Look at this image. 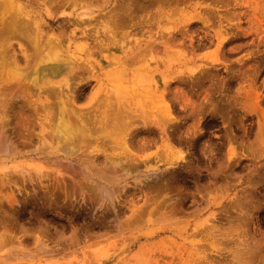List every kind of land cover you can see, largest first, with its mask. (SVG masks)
<instances>
[{
    "label": "rangeland",
    "instance_id": "rangeland-1",
    "mask_svg": "<svg viewBox=\"0 0 264 264\" xmlns=\"http://www.w3.org/2000/svg\"><path fill=\"white\" fill-rule=\"evenodd\" d=\"M255 8L264 17V0H0L8 57L43 81L31 100L11 98L15 109L56 101L51 84L66 79L87 106L100 82L113 88L117 57L146 48L117 75L136 92L125 143L64 155L33 111L30 141L15 136L14 154L0 156V264H264V23L255 31ZM12 21L42 31L35 47L11 33ZM54 53L64 68L49 83ZM93 155L101 167L111 158L123 166L114 183L91 177L99 191L78 166Z\"/></svg>",
    "mask_w": 264,
    "mask_h": 264
},
{
    "label": "bare ground",
    "instance_id": "bare-ground-1",
    "mask_svg": "<svg viewBox=\"0 0 264 264\" xmlns=\"http://www.w3.org/2000/svg\"><path fill=\"white\" fill-rule=\"evenodd\" d=\"M256 9L257 8H255L254 13L257 16L253 15V17L250 18V21H254L253 24L255 25V31L258 32L262 28L261 24L264 23V17H260L259 13L256 12ZM262 13H264V11ZM8 28L10 29L11 33L23 37L24 39L29 41L34 47L37 44L42 33V31L39 29H36L34 33L28 32L23 29L21 25H17L16 21H12ZM217 35H219L218 39L221 38L222 44L227 36H223V33L220 32L217 33ZM36 36L39 38H37ZM249 36L251 37V35ZM253 38L255 39V37ZM5 42L6 40L3 39L2 35H0V78L2 79L0 83H3V81L6 79L4 84L0 86L1 157H4V159L11 158V156L14 154V152L20 145H18V143L30 141V137L32 135L31 130L33 128L32 126H30V120L33 111L34 113H37V115L39 114L42 118L40 121V125L42 126L41 133L43 135L45 133L51 135L50 139L56 140L58 143L56 148L59 149L57 151L63 152L64 155H71L79 149L84 151V148H86V153H94V149H88L89 144L90 147H92L93 142L96 144L108 140L114 143L126 142L125 136L127 127H129L130 122L134 119L136 113L135 110L131 109L128 103H130L131 99L134 97L136 92H129V87H125L130 85V79H126V83L123 84L124 87L119 88L120 82L118 80L120 77H118L117 75L126 71V66L128 64L131 65L139 59H143L145 57L144 55L146 48L139 49V53L131 54L129 58H127L126 56L117 57L114 61L116 63H113L114 65H116V69H113L112 71H110V73L107 74V77L109 76V78L111 76H113V78L117 77L116 81H114L112 84L114 85L113 88L106 89L104 87L105 84H103V82H100V86L95 91L91 92L90 95H88L89 104L87 106L77 105V100H80V97L82 96L81 94H78L74 90H72V88L69 86V79H66L64 81V84H59L56 88L55 86L53 87V84H51V93L53 92L54 95L52 94V96L56 97V101H54V99H51V96L46 97L44 101L40 102V104H37L33 100V110L32 108L27 109L26 107L15 109V107H12L10 105L11 98L14 97L13 99H17L18 102H20L21 99L27 101L28 99H30L26 97V95H30V87H37L41 89L43 81L41 83V81L39 80L40 77L31 75L34 71H36L35 74L38 73L36 67H31V69H22L21 67L15 64L14 61L17 62V60L8 57V52L4 47ZM20 46L24 47L22 43H20ZM54 58L55 60L57 59L59 62L56 61L57 63H54L52 67L44 66V69H50L49 71L45 72L48 73L45 76V80H48V82L51 80V74H54L56 76L57 74L61 73L60 71H62L64 68L63 63L60 60L62 56H58L56 53H54ZM10 63L14 64L11 65ZM44 69H42V72L44 71ZM72 71L73 70H71V73ZM102 84L103 86L101 87ZM11 85L16 86H12V89L13 87L17 89L18 94H13L14 96L9 97L8 95L12 94L10 93V91L12 90H10L9 92L7 91L10 89ZM6 86H8V89H6ZM2 87L6 89V91L2 90ZM66 88L68 89V91H64V89ZM18 90L21 91V93L18 92ZM48 91L50 92V89L45 92ZM38 107L40 108L39 110L42 111H40L41 113L37 112ZM14 116L16 117V123L15 127L13 128L11 127V122L13 121ZM46 125L49 127V130L46 128ZM15 136H17L19 142L16 141L17 138L14 139ZM44 140L45 143L43 144V146L49 144L48 139L44 137ZM44 147H42V151H45ZM46 152L47 151H45V153ZM95 157H97V155H93V157H87L85 160H83L82 165L80 163V165L78 166L80 167V172L82 173V175H84L83 179L89 181L88 186H92L94 189L97 188L99 191L101 187L98 183L96 185L94 182H92L91 177H98V179H102L108 184L114 183L119 179L117 174V168H119L122 164L118 165V163L114 162L117 160H112L111 158L110 161H108L109 165L106 163L107 165L101 167L99 166L100 164L98 165L97 163L98 157L97 159ZM43 168L44 167L38 168V172ZM88 171L91 172L92 176L87 178ZM70 178L74 180V177L70 176ZM82 193H84V191H82Z\"/></svg>",
    "mask_w": 264,
    "mask_h": 264
}]
</instances>
